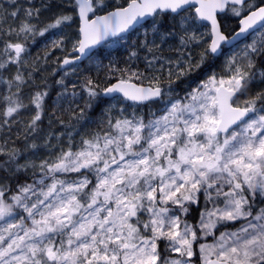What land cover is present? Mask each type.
Segmentation results:
<instances>
[{
    "label": "snow or ice",
    "instance_id": "snow-or-ice-1",
    "mask_svg": "<svg viewBox=\"0 0 264 264\" xmlns=\"http://www.w3.org/2000/svg\"><path fill=\"white\" fill-rule=\"evenodd\" d=\"M10 7L0 10L3 124L31 109L24 138L40 131L48 91L25 96L38 88L26 64L30 42L47 34L52 51L45 59L65 53L56 108L75 104L77 119L99 108L108 131L82 137L75 151L69 143L39 164L19 163L20 149L0 147V264H264V0H42L28 8L11 0ZM133 33L143 36L133 45L152 53L145 57L150 77L118 68L116 60L103 63L110 53L102 49ZM162 45L176 55L159 54ZM136 57L130 51L129 60ZM84 61L95 63L97 76L84 75L80 91L73 83L69 92L65 78L79 75ZM200 72L207 79L188 93L190 102H172L177 82ZM126 101L171 107L147 122L136 113L112 116ZM30 168L45 175L19 182ZM82 169L95 174L89 191ZM68 172L82 178L55 177ZM49 174L52 183L37 192ZM194 211L196 224L189 219ZM229 222L239 226L217 237ZM208 236L213 243L204 242Z\"/></svg>",
    "mask_w": 264,
    "mask_h": 264
},
{
    "label": "trees",
    "instance_id": "trees-1",
    "mask_svg": "<svg viewBox=\"0 0 264 264\" xmlns=\"http://www.w3.org/2000/svg\"><path fill=\"white\" fill-rule=\"evenodd\" d=\"M42 0H17V4L23 6L24 8L39 7ZM11 0H0V10L3 8H7L9 11ZM50 13L45 12L43 17L41 18L46 22L47 18L50 17ZM164 27L167 28L168 24L165 21ZM75 30V26L73 29H65L66 32H71ZM143 40V36L140 33H133L128 41L123 42L122 44H116L112 47H108L107 45L102 49V51H107L110 53L108 58L104 59V65H107L110 60H116L119 63L116 65L118 68H131L132 71L143 73L144 76L150 77L152 75L153 69L148 67L147 61L145 57L149 60L152 58V53H149L144 48H137L133 45V41H137V43ZM30 55L27 57L26 67L31 69L34 74V84L38 86V88L33 89H25V96L29 91H35L39 89H44L48 91V98L45 103L47 105L46 114L43 118V122L40 125V131L35 136L29 135L28 139H25V134L27 132V122L30 119L31 109L29 111L24 112L18 119V122L12 123L9 122V125L3 124L4 117L0 114V147L8 148H17L22 151V155L19 159V163H24L26 160L35 161L39 164L41 159L46 158H54L56 154H58L59 149L61 147L67 149L69 143H71L73 151L77 150L81 143V138L89 139L92 135L99 133L101 136L108 131V127L106 124L101 123V112L99 108H93L91 110H86L85 115L82 119H77V112H73L71 109H75V104L69 107L68 101H64L61 103L59 109L56 108L55 101L57 95L63 91V88L57 81L60 80L61 77L65 76L64 69L60 68V62L64 57L65 53L59 50H56L53 55L48 56L45 59L47 52L52 51L51 42L46 34L44 37L37 36L35 43H31L28 45ZM3 48V44L0 43V49ZM137 51V57L129 60L130 51ZM164 57L175 56L174 52L168 51L167 45L161 46L160 53ZM223 61H218L215 71L221 72ZM156 67H159V62L156 63ZM36 69H39L37 72ZM80 74L79 75H69L65 78V83L68 86L69 92H71L72 84H77L76 91L79 92V84L83 80L84 75L96 77L97 76V68L94 62L84 61L80 65ZM106 69L101 67L99 69V78L101 80L104 79V73ZM160 75L159 72L156 73ZM207 78V74L204 72L196 73L190 77L184 78L182 81L177 82L176 85V93L173 97H186L188 92H190L196 85H198L201 81ZM115 81V77L112 78V82ZM137 83L135 78L132 79ZM144 84H147V80H144ZM7 94L6 85L3 82H0V95ZM84 95V99H86V95ZM69 101L71 97L69 96ZM166 99V98H165ZM27 103V99L25 100ZM76 103L80 105V107L84 106V100L77 96ZM171 102H157L150 104L149 106L144 105H134L131 101H126L123 104H118L115 106L112 111V116H124L131 117L132 114L136 113L140 116H143L146 121L154 120L160 118V114L162 113L165 106L170 104ZM2 103H0V108H2ZM123 109V112L120 110ZM49 117H51V122L49 121ZM63 121V123H61ZM69 134L71 135V140L69 139ZM51 136L52 139L48 141V145L45 144V138ZM35 142L39 147L36 149H26V145ZM5 159L4 156H0V160ZM35 172V175H33ZM81 173H85L87 175H92L93 173L89 170H81ZM81 173L68 172V173H56V176H60L64 180H74L82 178ZM43 172L40 171L39 168L29 169L26 174H20L19 182H27L33 183L34 181H38L39 176L42 175ZM4 173L0 172V177H3ZM39 184H36L37 187ZM12 187L15 188V182H12ZM211 203H209L208 207H210ZM203 206V196L201 195V209ZM135 219V218H133ZM192 224H196L199 220V213L194 211L192 216L189 218ZM239 226V222L233 224L229 222L226 228H219L216 230L215 235L218 236L221 231L224 230H234ZM212 236L206 237V239H211ZM214 238V237H213ZM161 246H163V241L160 242ZM195 259V257H193Z\"/></svg>",
    "mask_w": 264,
    "mask_h": 264
},
{
    "label": "rangeland",
    "instance_id": "rangeland-1",
    "mask_svg": "<svg viewBox=\"0 0 264 264\" xmlns=\"http://www.w3.org/2000/svg\"><path fill=\"white\" fill-rule=\"evenodd\" d=\"M248 43H250L251 41L249 40V41H247ZM241 47H243V44H241ZM207 79V78H206ZM206 79H204L203 81H205ZM203 81H201L198 85H196L193 89H196L198 86H200L202 83H203ZM192 89V90H193ZM192 90L190 91V92H192ZM200 91H203V88L202 87H200ZM190 92H188V93H190ZM176 99H179V101H180V103L181 104H187V103H189L190 102V97L188 96V94H187V96L186 97H177V98H174V100L172 101V102H175V100ZM171 107V103L170 104H168L167 106H165L164 107V109H163V111H162V113L160 114V117L161 116H163V115H166L167 114V112H166V108H170ZM117 118H124V116L122 117V116H117ZM126 118H128V119H132L131 117H126ZM155 120V119H154ZM145 122H147L146 120H145ZM147 131V130H146ZM104 135V134H103ZM102 135V136H103ZM113 167H115V165H113ZM94 174V173H93ZM45 174L43 173L42 175H40L39 176V179L42 177V176H44ZM94 177H92V175H88V178L92 181V183H90L89 185H88V188L87 189H85V191H89L92 187H93V184L96 182L95 181V174L93 175ZM55 177L57 178V179H63V178H61L60 176H56L55 175ZM38 179V180H39ZM81 179V178H80ZM52 180H53V176L51 175V174H49V175H47L46 176V178H45V182H44V185H39L38 187H37V192H39V190L41 189V188H44V190H46V187H45V185H48V184H50V183H52ZM67 181H71V180H67ZM225 190H227V188H225ZM36 199V197L35 196H33L32 197V200H35ZM221 199H223V197H221ZM222 206V205H221ZM212 207V204L210 205V207L209 208H211ZM198 222V221H197ZM225 231V230H224ZM219 236V235H218ZM217 236V237H218ZM204 242H206V243H209V244H211V243H213L214 242V238L212 237L211 239H206L205 238V240H204Z\"/></svg>",
    "mask_w": 264,
    "mask_h": 264
},
{
    "label": "water",
    "instance_id": "water-1",
    "mask_svg": "<svg viewBox=\"0 0 264 264\" xmlns=\"http://www.w3.org/2000/svg\"><path fill=\"white\" fill-rule=\"evenodd\" d=\"M63 59V58H62ZM62 61V60H61ZM64 67H66V66H64ZM60 68L61 69H64L62 66H61V62H60ZM114 82V81H113ZM132 83H137V82H135V81H132ZM144 86H147V84H144ZM132 102V101H131ZM134 103V102H133Z\"/></svg>",
    "mask_w": 264,
    "mask_h": 264
}]
</instances>
